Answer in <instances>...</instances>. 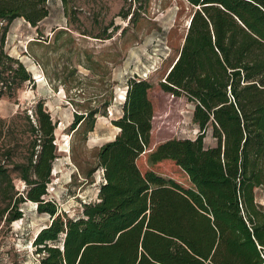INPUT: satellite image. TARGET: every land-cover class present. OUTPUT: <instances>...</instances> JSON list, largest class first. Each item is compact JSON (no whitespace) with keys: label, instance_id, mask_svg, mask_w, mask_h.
<instances>
[{"label":"trees","instance_id":"1","mask_svg":"<svg viewBox=\"0 0 264 264\" xmlns=\"http://www.w3.org/2000/svg\"><path fill=\"white\" fill-rule=\"evenodd\" d=\"M49 1L0 0V81L7 88L32 80L5 50L10 26L17 18L38 26ZM61 1L67 9L74 0ZM188 2L183 42L159 85L193 103L196 138L153 145L154 85L130 78L123 113L112 121L120 130L88 172L93 178L104 169L98 196L77 216L45 198L58 147L43 101L34 108L35 137L24 160L0 142V195L14 188L10 166L27 185L21 196L10 195L2 215L8 223L23 218L26 201L50 215L33 240L39 264H264V208L256 196L264 188V0ZM97 112L75 113L71 129L85 126L87 135ZM167 160L182 180L154 168Z\"/></svg>","mask_w":264,"mask_h":264},{"label":"rangeland","instance_id":"2","mask_svg":"<svg viewBox=\"0 0 264 264\" xmlns=\"http://www.w3.org/2000/svg\"><path fill=\"white\" fill-rule=\"evenodd\" d=\"M48 5L50 15L38 26L23 18L10 26L5 50L24 63L32 80L18 87L12 84L11 89L0 81V142L10 146L13 159L24 160L35 137L34 108L43 101L56 122L58 147L45 198L77 216L84 203L98 196L101 170L93 178L88 172L96 165L100 147L119 132L112 121L123 113L127 82L133 75L145 72L154 85L153 145L173 137L196 138L193 103L172 97L159 85L181 47L191 6L188 0H74L67 9L61 0H50ZM152 64L157 68L152 70ZM90 109L98 111L94 130L87 135L85 126L72 130L75 113ZM213 141L210 135L205 138L206 145ZM140 164L148 169L146 157ZM12 167L14 188L9 185V193L0 195V264H39L33 240L50 215L26 201L19 204L23 218L8 223L3 207L10 195L19 197L27 189ZM154 168L182 180L173 161ZM256 196L264 208V188H258Z\"/></svg>","mask_w":264,"mask_h":264},{"label":"built area","instance_id":"3","mask_svg":"<svg viewBox=\"0 0 264 264\" xmlns=\"http://www.w3.org/2000/svg\"><path fill=\"white\" fill-rule=\"evenodd\" d=\"M145 67H146V65H144ZM150 68L152 69V70H154V69H156L157 67H156V65H151L150 66ZM148 69V68H147ZM144 74V75H143ZM143 74H139V73H137L136 75L137 76H135V75H133L132 77H137V78H148V75H146V73L144 72ZM99 170H101V175H102V180H103V175H104V169H99Z\"/></svg>","mask_w":264,"mask_h":264},{"label":"water","instance_id":"4","mask_svg":"<svg viewBox=\"0 0 264 264\" xmlns=\"http://www.w3.org/2000/svg\"><path fill=\"white\" fill-rule=\"evenodd\" d=\"M127 92H128V86L126 87V96H127ZM124 102H125V100H124ZM120 130V129H119Z\"/></svg>","mask_w":264,"mask_h":264},{"label":"crops","instance_id":"5","mask_svg":"<svg viewBox=\"0 0 264 264\" xmlns=\"http://www.w3.org/2000/svg\"><path fill=\"white\" fill-rule=\"evenodd\" d=\"M49 15H50V14H49ZM47 17H48V16H47ZM47 17H46V18H47ZM41 22H42V21H41ZM28 24H29L30 26H32L30 23H28Z\"/></svg>","mask_w":264,"mask_h":264}]
</instances>
